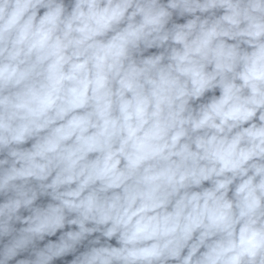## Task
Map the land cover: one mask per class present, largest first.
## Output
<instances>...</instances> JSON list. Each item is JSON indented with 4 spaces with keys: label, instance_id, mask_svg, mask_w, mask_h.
<instances>
[{
    "label": "clouds",
    "instance_id": "clouds-1",
    "mask_svg": "<svg viewBox=\"0 0 264 264\" xmlns=\"http://www.w3.org/2000/svg\"><path fill=\"white\" fill-rule=\"evenodd\" d=\"M0 264H264V0H0Z\"/></svg>",
    "mask_w": 264,
    "mask_h": 264
}]
</instances>
